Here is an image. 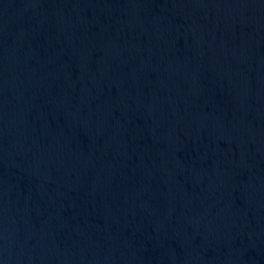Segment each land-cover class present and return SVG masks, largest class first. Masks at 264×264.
<instances>
[{"label": "water", "instance_id": "water-1", "mask_svg": "<svg viewBox=\"0 0 264 264\" xmlns=\"http://www.w3.org/2000/svg\"><path fill=\"white\" fill-rule=\"evenodd\" d=\"M0 264H264V0H0Z\"/></svg>", "mask_w": 264, "mask_h": 264}]
</instances>
